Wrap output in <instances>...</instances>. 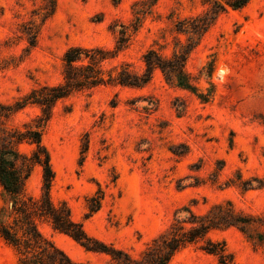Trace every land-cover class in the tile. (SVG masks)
Wrapping results in <instances>:
<instances>
[{"label":"rangeland","instance_id":"1","mask_svg":"<svg viewBox=\"0 0 264 264\" xmlns=\"http://www.w3.org/2000/svg\"><path fill=\"white\" fill-rule=\"evenodd\" d=\"M141 1L57 0L54 15L43 22V0H0V104L14 105L34 88L62 82V59L74 46L109 51L106 76L125 65L143 74V55L153 49L170 58L178 41L186 42L171 32L177 19L201 14L210 3L159 0L130 46L116 53L119 34L112 30L130 26L150 6ZM30 23L39 30L34 48L22 34ZM186 73L191 89L155 70L143 88L106 84L59 102L42 135L55 173L52 199L66 203L89 236L133 256L171 227L177 210L201 214L232 203L257 219L253 229L248 235L216 230L208 238L226 244L232 264H264V0L222 13L189 56ZM39 116L30 106L7 125L35 128ZM20 150L29 154L32 147ZM41 186L36 168L27 195L39 196ZM98 192L102 207L89 217ZM9 202L0 187V224L12 221ZM39 229L73 260L110 261L46 222ZM202 245L181 250L171 264H221ZM17 263L16 250L0 236V264Z\"/></svg>","mask_w":264,"mask_h":264},{"label":"trees","instance_id":"2","mask_svg":"<svg viewBox=\"0 0 264 264\" xmlns=\"http://www.w3.org/2000/svg\"><path fill=\"white\" fill-rule=\"evenodd\" d=\"M43 1L42 21L45 22L54 15L57 0ZM158 1H141L140 5L148 6L150 3V6L143 7L130 26L121 25V30H117V26L113 28L112 31L119 34L116 53L130 46L132 37L142 28L145 17L153 13ZM208 1L210 3L201 14L177 19L171 32L184 36L186 42L179 40L180 48L174 51L170 58L153 49L143 55L146 65L143 74H134L129 71V65H125L121 69H113L106 76L103 63L110 59L109 51L74 46L63 56L62 82L34 88L14 105L0 104V187L10 198L8 218L12 220L10 223L0 224V236L16 250L17 264H96L91 261L73 260L65 251L44 237L39 229L40 222H46L55 230L68 235L82 245L86 252L108 257V264H171L181 250L199 243H203L204 252L218 257L221 264L233 263L232 256L226 250V244L209 239V234L216 230L237 228L248 235L257 219L243 215L232 203L215 204L201 214L192 208L177 210L171 227L155 238L138 256L89 236L83 228L84 225L73 220L70 207L66 203L57 206L52 199L55 173L50 154L42 140L43 128L50 121L56 105L73 94L91 92L106 84L143 88L150 84L155 70H160L168 83L177 82L180 86L191 89L186 73L189 56L200 46L203 37L222 13L229 8L242 10L252 0ZM24 26L23 36L31 48L36 47L39 30L32 23ZM30 106L38 107L41 111L35 128L26 127L21 130L7 125V121L15 113ZM23 145L32 147L29 154L20 150ZM36 168L41 169L42 186L40 195L32 197L27 195L26 189ZM103 197L104 195L98 192L97 196L89 201V217L102 207ZM192 204L196 206L197 202L193 201ZM182 211L189 216L185 219L178 218Z\"/></svg>","mask_w":264,"mask_h":264}]
</instances>
